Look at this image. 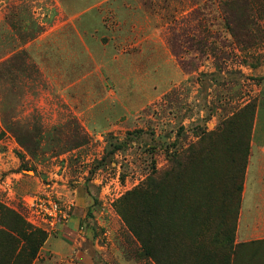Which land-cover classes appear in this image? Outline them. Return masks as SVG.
Wrapping results in <instances>:
<instances>
[{"label":"rangeland","instance_id":"1","mask_svg":"<svg viewBox=\"0 0 264 264\" xmlns=\"http://www.w3.org/2000/svg\"><path fill=\"white\" fill-rule=\"evenodd\" d=\"M229 1L0 0V225L43 232L39 263L232 264L243 165H264V0ZM34 122L58 138L30 151L12 128Z\"/></svg>","mask_w":264,"mask_h":264},{"label":"crops","instance_id":"2","mask_svg":"<svg viewBox=\"0 0 264 264\" xmlns=\"http://www.w3.org/2000/svg\"><path fill=\"white\" fill-rule=\"evenodd\" d=\"M250 144L254 153L264 150V141H252ZM252 160L253 156L250 155L249 163L244 171L234 226L232 264H264V165L258 162L254 163ZM0 168L4 169L6 165H0ZM67 223L61 224V226L64 225L62 232L65 235H72L74 232L72 224ZM11 234L15 236L13 232L0 225V260L4 258V261L7 260V264L12 263L10 261L12 249L6 248V240L11 241ZM48 241L49 239L44 245ZM41 250H43V246L40 248V252ZM14 254L16 255V252ZM0 264L4 263L0 262ZM31 264L47 263L45 261L39 263V259L36 257Z\"/></svg>","mask_w":264,"mask_h":264},{"label":"trees","instance_id":"3","mask_svg":"<svg viewBox=\"0 0 264 264\" xmlns=\"http://www.w3.org/2000/svg\"><path fill=\"white\" fill-rule=\"evenodd\" d=\"M229 7H234V1L230 0L229 1ZM229 10V9H228ZM226 12V11H225ZM230 13V11H229ZM226 14H228V12H226ZM231 14V13H230ZM13 60H9L7 59L5 63L9 64L11 63ZM6 64V65H7ZM9 77H11V74L7 73V75L5 74H2L0 76V80L2 81L4 78L6 79H10ZM13 130V133L15 134V137H16V140L19 142L20 145H22L24 148H27V150H30V151H33L34 149H36L37 147L40 146L41 144V140L45 141V143L47 142L48 144L50 143L48 140L54 142L56 140V137L57 136V130L54 128V129H51L52 132L50 133H53L50 135V133L48 132V134L45 136V138L42 137L41 134H44V131L41 130L40 128L37 127V123L35 124L34 123H27V124H24L23 125V130L24 132H21V133H24L26 139H23L22 138V135L20 133V135H18L17 133V129H14L12 128ZM120 146V145H119ZM108 156L110 154H112L115 150L119 149L120 147H118L117 144H114V143H110L108 144ZM245 168H246V165H243V170H242V178H243V175H244V171H245ZM241 190H242V186L240 188V193H241ZM239 201H240V195H239ZM238 207H239V202H238ZM8 213H11V215H14L16 218H17V215L13 213V211H8ZM237 213H238V209H237V212H236V215L234 216V222H233V237H234V226H235V221H236V217H237ZM4 228H6L7 230H9L6 226H4L3 224H1ZM13 230H10L11 232H14L15 234V237L12 236V234L10 235V239H13L15 241L14 245L16 246V241H19V239L21 241H23L24 243L29 241L28 243L30 244V250H29V259L27 261V264H30V260H33L34 257H35V254H36V247L38 245H41L44 240H45V235L43 234V232L41 231H38L39 233V237L37 239H30L31 235H30V232L29 233H24L22 229H19L18 227H12ZM7 233V232H6ZM35 232H33L34 234ZM26 244V243H25ZM17 247V246H16ZM23 248V245L21 246L20 249ZM232 253H233V238H232ZM18 255V252L16 254V256ZM227 262V257L224 258ZM227 264V263H225Z\"/></svg>","mask_w":264,"mask_h":264},{"label":"built area","instance_id":"4","mask_svg":"<svg viewBox=\"0 0 264 264\" xmlns=\"http://www.w3.org/2000/svg\"><path fill=\"white\" fill-rule=\"evenodd\" d=\"M27 206L39 221L50 230L63 224L67 215L58 202V198L52 192L36 193L27 196Z\"/></svg>","mask_w":264,"mask_h":264}]
</instances>
